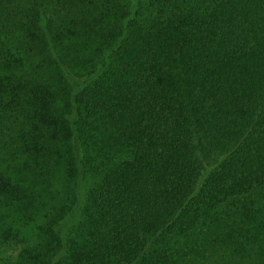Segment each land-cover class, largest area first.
I'll return each instance as SVG.
<instances>
[{"label":"trees","instance_id":"1","mask_svg":"<svg viewBox=\"0 0 264 264\" xmlns=\"http://www.w3.org/2000/svg\"><path fill=\"white\" fill-rule=\"evenodd\" d=\"M9 264H264V0H0Z\"/></svg>","mask_w":264,"mask_h":264},{"label":"rangeland","instance_id":"2","mask_svg":"<svg viewBox=\"0 0 264 264\" xmlns=\"http://www.w3.org/2000/svg\"><path fill=\"white\" fill-rule=\"evenodd\" d=\"M5 217L0 215V244H2V231L5 228ZM16 259L15 253L11 249H4L3 247L0 249V264H9Z\"/></svg>","mask_w":264,"mask_h":264}]
</instances>
